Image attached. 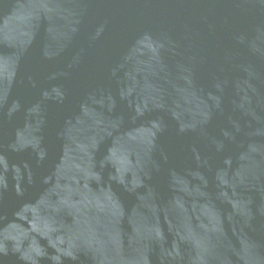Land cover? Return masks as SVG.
Returning a JSON list of instances; mask_svg holds the SVG:
<instances>
[{
	"label": "water",
	"instance_id": "1",
	"mask_svg": "<svg viewBox=\"0 0 264 264\" xmlns=\"http://www.w3.org/2000/svg\"><path fill=\"white\" fill-rule=\"evenodd\" d=\"M0 264H264V0H0Z\"/></svg>",
	"mask_w": 264,
	"mask_h": 264
}]
</instances>
